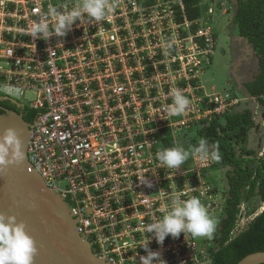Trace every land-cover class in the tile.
Wrapping results in <instances>:
<instances>
[{
    "label": "built area",
    "instance_id": "2783aa9c",
    "mask_svg": "<svg viewBox=\"0 0 264 264\" xmlns=\"http://www.w3.org/2000/svg\"><path fill=\"white\" fill-rule=\"evenodd\" d=\"M80 2L0 0V93L26 99L30 109L46 105L35 119L41 125L31 127L28 163L68 203L94 257L141 264L147 255L141 244L149 238L148 249L166 264H208L216 246L211 238L181 233L160 245L145 231L167 214L173 198L199 197L210 211L216 206L213 162L190 155L179 169H169L156 159L167 148L196 146L184 137L191 126L241 101L228 92L205 94L199 82L216 43L208 18L189 20L182 0H108L114 10L100 22L82 17L64 36L47 40L26 34L38 20L53 28L50 8L68 11ZM175 90L190 105L185 114L169 116ZM263 151L264 145L258 154ZM257 214H247L241 202L231 234Z\"/></svg>",
    "mask_w": 264,
    "mask_h": 264
},
{
    "label": "trees",
    "instance_id": "16d2710c",
    "mask_svg": "<svg viewBox=\"0 0 264 264\" xmlns=\"http://www.w3.org/2000/svg\"><path fill=\"white\" fill-rule=\"evenodd\" d=\"M153 1L144 2L151 4ZM213 1L182 0L187 18H199L208 9L204 3ZM233 8L232 23L238 34L252 45L258 59L259 72L244 88L248 97L256 99L263 107L261 118L264 123V0H235ZM5 110L21 114L28 123L36 117V112L28 106L16 105L10 99L0 97V114ZM259 125L253 110L237 106L193 124L188 131L191 133L186 139L189 145H197L200 138L218 145L221 160L213 162L212 168H225L222 213L218 228L210 239L216 246L210 250L211 262L208 264H237L250 253L264 251V151L259 155L258 151L248 147L249 132ZM168 142L171 144L169 139ZM253 199L263 207L261 212L242 231L232 235L241 202L249 205ZM255 211L256 207H251L247 214Z\"/></svg>",
    "mask_w": 264,
    "mask_h": 264
},
{
    "label": "clouds",
    "instance_id": "9594fccd",
    "mask_svg": "<svg viewBox=\"0 0 264 264\" xmlns=\"http://www.w3.org/2000/svg\"><path fill=\"white\" fill-rule=\"evenodd\" d=\"M115 5H109L108 0H81L71 10L61 11L55 7L49 9V15L55 18V24L50 29L44 20L33 22L26 33L33 38L47 40L51 36H64L72 25L86 17L89 23L102 21ZM171 47V45H169ZM10 94L19 95L21 90L9 88ZM172 104L168 107L169 116L185 114L190 101L179 90L172 95ZM194 156L199 162L207 165L210 162H219L221 155L219 146L209 144L200 138L198 144L189 153L181 147H171L157 152L156 159L160 165L169 169H179L189 157ZM24 160V152L21 148V140L12 127H8L0 134V167L17 165ZM142 182L151 186L144 176L139 178ZM216 230V221L212 218L207 208L199 197H190L181 201L178 197L172 199L170 209L161 219L149 223L145 227L146 233L155 237L157 244L162 245L166 237H179L181 233H189L193 238H212ZM149 238L141 246L147 255L141 256V264H166L159 251L148 249ZM37 253L34 239L26 232L23 220H17L13 214L0 212V264H32Z\"/></svg>",
    "mask_w": 264,
    "mask_h": 264
},
{
    "label": "water",
    "instance_id": "95a60500",
    "mask_svg": "<svg viewBox=\"0 0 264 264\" xmlns=\"http://www.w3.org/2000/svg\"><path fill=\"white\" fill-rule=\"evenodd\" d=\"M0 97L19 102L3 93ZM45 106L44 102L43 108ZM43 108H31L36 112L35 119L44 112ZM35 119L28 123L12 110L0 114V134L8 127L14 128L24 152L22 163L0 167V212L13 214L17 220L24 221L25 230L37 247L32 264H110L106 259L100 260L92 255L87 241L77 232V216L69 209L68 203L48 189L28 163L26 149L31 140V127L36 129L41 125ZM261 263H264V251L250 253L237 262Z\"/></svg>",
    "mask_w": 264,
    "mask_h": 264
},
{
    "label": "rangeland",
    "instance_id": "374dc122",
    "mask_svg": "<svg viewBox=\"0 0 264 264\" xmlns=\"http://www.w3.org/2000/svg\"><path fill=\"white\" fill-rule=\"evenodd\" d=\"M139 2H144L145 0H138ZM155 1V0H154ZM233 0H214L213 2H205L204 4L211 8L212 12L208 13L205 11L203 16L208 18V24L210 25L212 31L216 36V43L213 50V55L211 57V63L199 72V82L203 85L204 92L207 94L212 93H223L228 92L230 94L236 95L238 98L242 99L244 94L241 89L237 88L236 80L231 74V70L233 69V63L235 61L236 54L232 50L231 44V35L236 33V29L232 23L233 17ZM208 10V9H207ZM33 93L28 92L25 94V98H31ZM24 105H28V102L23 100ZM252 110L254 112L255 122H260L261 116V107L258 104L257 100H252ZM259 129L256 130V133H259L261 130V139L264 140V123L263 121L259 125ZM191 136L190 132H187L184 137L189 139ZM259 149H257L258 153L261 151L264 144H262ZM183 143H186L183 141ZM250 144V140L248 141V146ZM178 147L183 148L182 145ZM185 151L191 152L193 147H184ZM225 168H211L209 170V181L213 184L217 189L216 196L212 198L213 203L216 205L213 211L207 210L209 215L215 219L216 227L219 223V219L221 216V204L223 202L222 197H224L225 191V180L223 178V173ZM245 207L248 210L251 207H256V213L262 209L261 204L257 202L256 199H253L249 205L245 202ZM249 218V217H247ZM246 220V219H245ZM244 222V221H243ZM197 239V238H196Z\"/></svg>",
    "mask_w": 264,
    "mask_h": 264
},
{
    "label": "crops",
    "instance_id": "0c3cea01",
    "mask_svg": "<svg viewBox=\"0 0 264 264\" xmlns=\"http://www.w3.org/2000/svg\"><path fill=\"white\" fill-rule=\"evenodd\" d=\"M143 3L145 4V2ZM234 28L236 29L235 26ZM230 38H231L232 50L236 54V57L234 58L235 61L233 63V69L231 70V74H233L236 80L237 88L241 89L244 94V97L242 99L239 98L241 100L240 103L236 105L235 107H233L232 109L238 106L241 108H244V107L250 108L252 110V107H253L252 100H254V98L248 97V94L244 86L246 83L252 82L255 75L258 74L259 72L258 59H257L255 52L253 51L251 44L245 38L241 37L238 34L237 30H236V33L232 34ZM202 88H203V85H202ZM260 107H261V112H260V116H261L263 107L261 105ZM261 122H262V118L260 122H256V124H261ZM259 127L253 128L249 132L248 141L250 140L251 145H249L248 147L255 151H257V149H259L261 146V140H262L261 139L262 136L260 133L261 130L259 133H256V130H258ZM262 144H264V140H262Z\"/></svg>",
    "mask_w": 264,
    "mask_h": 264
},
{
    "label": "flooded vegetation",
    "instance_id": "af4514ba",
    "mask_svg": "<svg viewBox=\"0 0 264 264\" xmlns=\"http://www.w3.org/2000/svg\"><path fill=\"white\" fill-rule=\"evenodd\" d=\"M234 2H235V0H233L232 5H234ZM233 11H234V8H233ZM7 99H9V98H7ZM10 100L13 101L16 105H22L20 102H17L13 99H10Z\"/></svg>",
    "mask_w": 264,
    "mask_h": 264
}]
</instances>
